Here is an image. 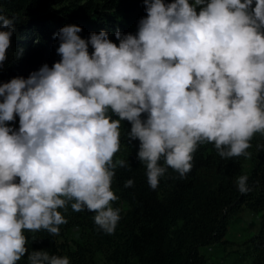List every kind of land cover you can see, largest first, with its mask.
Returning <instances> with one entry per match:
<instances>
[{
  "label": "clouds",
  "instance_id": "obj_1",
  "mask_svg": "<svg viewBox=\"0 0 264 264\" xmlns=\"http://www.w3.org/2000/svg\"><path fill=\"white\" fill-rule=\"evenodd\" d=\"M144 4L137 33L117 30L118 45L106 31L85 40L66 25L58 62L0 84V264L25 255V230L58 236L67 223L59 209L69 205L114 233L111 184L117 167H130L114 162L121 121L153 190L168 168L185 178L199 145L213 144L222 159L251 158L250 141L264 136V0ZM14 22L0 12V67ZM16 116L18 131L8 126ZM248 179L236 180L241 194L252 191ZM28 264L70 259L34 250Z\"/></svg>",
  "mask_w": 264,
  "mask_h": 264
},
{
  "label": "trees",
  "instance_id": "obj_2",
  "mask_svg": "<svg viewBox=\"0 0 264 264\" xmlns=\"http://www.w3.org/2000/svg\"><path fill=\"white\" fill-rule=\"evenodd\" d=\"M0 12L15 21L7 59L0 67V84L15 77L26 79L44 64L52 67L58 62L57 34L66 25L81 27L78 35L85 40L93 32L106 31L118 45L116 31L135 35L140 19L147 16L144 0H0ZM8 126L18 131L19 117ZM130 130V122L121 121V146L114 162L124 159L130 167H117L111 184L118 197L112 207L120 209L121 217L114 233L99 229L95 213L75 212L69 205L67 211L59 209L67 223L60 226L58 236L25 230L27 251L17 264H28L34 250L67 256L70 264H96L97 254L99 264H207L200 247L223 240L231 215L241 207L261 212L247 247L254 264H264V147H257L264 146V136L257 133L250 141L251 158L222 159L213 144L199 145L185 178L168 168L153 190L137 158L139 141L127 139ZM244 159L249 160L247 170L241 167ZM241 175L249 178L252 191L247 194H241L236 184ZM129 179L134 183L125 187ZM73 226L85 230L87 237L70 246L68 232Z\"/></svg>",
  "mask_w": 264,
  "mask_h": 264
},
{
  "label": "rangeland",
  "instance_id": "obj_3",
  "mask_svg": "<svg viewBox=\"0 0 264 264\" xmlns=\"http://www.w3.org/2000/svg\"><path fill=\"white\" fill-rule=\"evenodd\" d=\"M191 3H194V0ZM197 12H199V6H197ZM241 167L247 170L249 160L244 159ZM260 213V211L241 207L231 215L223 240L200 247L207 264H254L253 255L247 247V238L257 231ZM68 237L70 246H73V242L82 243L87 233L80 227L73 226L68 232ZM99 259L100 256L97 254L96 264H99Z\"/></svg>",
  "mask_w": 264,
  "mask_h": 264
}]
</instances>
